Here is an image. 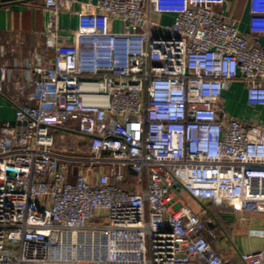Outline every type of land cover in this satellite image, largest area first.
I'll use <instances>...</instances> for the list:
<instances>
[{"label":"built area","instance_id":"obj_1","mask_svg":"<svg viewBox=\"0 0 264 264\" xmlns=\"http://www.w3.org/2000/svg\"><path fill=\"white\" fill-rule=\"evenodd\" d=\"M76 3L43 0L57 56L16 85L35 104L0 127V264H234L208 240L217 225L232 242L211 208L264 215V121L222 95L241 82L264 108V0H248L247 35L214 10L224 0ZM244 235L262 246L238 264H264V229Z\"/></svg>","mask_w":264,"mask_h":264},{"label":"crops","instance_id":"obj_2","mask_svg":"<svg viewBox=\"0 0 264 264\" xmlns=\"http://www.w3.org/2000/svg\"><path fill=\"white\" fill-rule=\"evenodd\" d=\"M83 1L78 0L75 5L76 11H82ZM213 8L221 12L227 20L234 21L239 32L248 34L250 18L248 0H224L223 5H214ZM48 18L49 14L44 9L43 0H0V68L11 70L10 79L3 85V91L0 93V127L4 123L14 125V103L28 106L35 104L34 100L28 99L32 90L18 92L16 85L23 82L26 73L35 66L47 67L57 56L56 51L47 46L43 36ZM161 20L169 23L171 16H163ZM76 26L75 14L65 12L59 15L57 33L65 42H70V36ZM115 26L117 30L120 29L118 23ZM257 39L264 49V35H259ZM65 46H68V43L61 44L60 48ZM222 97L224 108L230 116L243 122H250L253 119L264 121V108L250 107L246 104L243 83L233 82L223 92ZM214 214L223 224L227 236L237 241V250L249 252L261 248L262 241L247 238L244 229L248 225L264 229V215L254 213L237 215L227 207L215 208ZM224 237L226 236L218 234L209 237L208 240L218 252L226 255L234 264H238L236 258L230 255Z\"/></svg>","mask_w":264,"mask_h":264},{"label":"rangeland","instance_id":"obj_3","mask_svg":"<svg viewBox=\"0 0 264 264\" xmlns=\"http://www.w3.org/2000/svg\"><path fill=\"white\" fill-rule=\"evenodd\" d=\"M253 120L256 121L257 119H253ZM253 120H252V121H253ZM95 224H97L95 221H92V222H91V225H95ZM246 228H247V227H246ZM246 228L244 229V232H245ZM212 231L214 232L215 235H218V234L223 235V234H222V231H221V229H220V227H218L217 225H216L215 227H213V230H212ZM223 236H224V235H223ZM224 239H225L227 245L229 246L230 255H231V256H235L236 251H237V252L239 251V250H237V248H238V246H237V241H236L235 239H233L232 242H231V244H230V241H229L226 237H224ZM231 245H233V246L231 247ZM234 246H235L236 248H235ZM234 248H235V249H234ZM239 253H244V252H241V250H240Z\"/></svg>","mask_w":264,"mask_h":264},{"label":"trees","instance_id":"obj_4","mask_svg":"<svg viewBox=\"0 0 264 264\" xmlns=\"http://www.w3.org/2000/svg\"><path fill=\"white\" fill-rule=\"evenodd\" d=\"M211 212H212V213H213V212L215 213V208L212 207V208H211ZM214 213H213V214H214ZM214 215H215V214H214ZM215 216H216V215H215Z\"/></svg>","mask_w":264,"mask_h":264}]
</instances>
